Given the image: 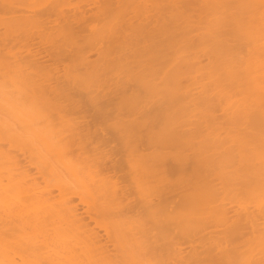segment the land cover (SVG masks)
Returning <instances> with one entry per match:
<instances>
[{"label": "clouds", "instance_id": "clouds-1", "mask_svg": "<svg viewBox=\"0 0 264 264\" xmlns=\"http://www.w3.org/2000/svg\"><path fill=\"white\" fill-rule=\"evenodd\" d=\"M0 264H264V0H0Z\"/></svg>", "mask_w": 264, "mask_h": 264}]
</instances>
